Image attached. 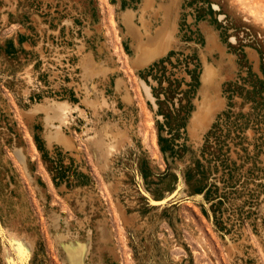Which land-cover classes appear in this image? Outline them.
Instances as JSON below:
<instances>
[{"label":"rangeland","instance_id":"374dc122","mask_svg":"<svg viewBox=\"0 0 264 264\" xmlns=\"http://www.w3.org/2000/svg\"><path fill=\"white\" fill-rule=\"evenodd\" d=\"M67 247L264 264V0H0V264H73Z\"/></svg>","mask_w":264,"mask_h":264},{"label":"bare ground","instance_id":"6f19581e","mask_svg":"<svg viewBox=\"0 0 264 264\" xmlns=\"http://www.w3.org/2000/svg\"><path fill=\"white\" fill-rule=\"evenodd\" d=\"M143 19V23H144V26H146V24H148L147 20ZM161 37H162V29H159V32H157V35L154 36L153 38L152 37H149V41L140 45L142 51H145V50H148V49H152L153 48H156L161 40ZM172 39L174 40L173 38V32L170 33V35L167 37V39L165 40L164 44L162 45V49L161 51L158 52L157 56L159 55H162L163 53L167 52L168 49L170 48V43L172 41ZM152 60V59H151ZM150 61V60H149ZM216 68L213 66V65H207L205 67V70H204V73L202 75V80H203V93L204 94V99L202 100L201 104L198 105L199 107H197L198 109L196 111L193 112V115H192V131L194 132V130H196L198 127H201L202 129L204 130H207V128L209 127V124L210 122L213 120V115H214V111H215V107L217 104L216 101H213V98L211 99V96H210V93H209V90L207 89H210L209 86H212L213 83H214V80H215V77L217 76L216 75ZM218 71V70H217ZM201 85V87H202ZM143 86L145 88V90L147 91V93L149 95H151L150 93V88L148 85H146L145 83H143ZM216 86V85H215ZM213 89V88H212ZM147 95V94H146ZM148 97V95H147ZM196 100V99H195ZM197 101V100H196ZM224 103V102H223ZM197 104V102H196ZM224 105V104H223ZM46 106V105H45ZM46 110H49V107L47 106L45 108ZM51 109V113L50 114V117H54V116H58V118L60 119V117H62V113L60 110H58L57 108H50ZM61 120V119H60ZM59 120V121H60ZM62 122V121H61ZM59 126H57L56 130L54 131V134H52L53 136H55V138H57L59 141L63 142L64 144L68 145L71 144V140L69 139V137L67 136H64L62 134V132H59L58 133V129ZM191 129H190V132H192ZM201 131V130H200ZM193 134V133H192ZM191 134V135H192ZM23 236V235H22ZM21 236V237H22ZM24 237V236H23ZM19 238V237H17ZM21 239V242L22 240L24 241V238H20ZM19 239V240H20ZM14 240V239H13ZM18 242V241H17ZM20 242V244H21ZM27 243V241H26ZM19 244V243H18ZM22 245V244H21ZM27 245V244H26ZM29 245V244H28ZM67 246V245H66ZM88 246V245H87ZM29 247V246H28ZM84 247V246H83ZM86 247V246H85ZM68 248V259L73 263V264H82V261L85 259V255H86V252L85 250L80 247L79 250H72V249H69ZM82 248V249H81ZM22 249V247H21ZM23 250V249H22Z\"/></svg>","mask_w":264,"mask_h":264},{"label":"crops","instance_id":"0c3cea01","mask_svg":"<svg viewBox=\"0 0 264 264\" xmlns=\"http://www.w3.org/2000/svg\"><path fill=\"white\" fill-rule=\"evenodd\" d=\"M30 66H32V65H30ZM108 131L113 132V129L110 130V129L108 128L107 131H106V133H107Z\"/></svg>","mask_w":264,"mask_h":264}]
</instances>
